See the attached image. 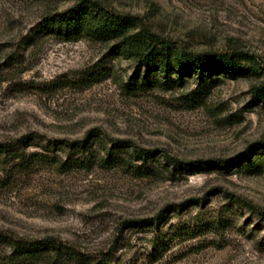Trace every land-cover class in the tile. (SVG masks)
Wrapping results in <instances>:
<instances>
[{
  "label": "rangeland",
  "instance_id": "rangeland-1",
  "mask_svg": "<svg viewBox=\"0 0 264 264\" xmlns=\"http://www.w3.org/2000/svg\"><path fill=\"white\" fill-rule=\"evenodd\" d=\"M95 1L177 50L236 52L247 69L179 77L116 40L42 26L77 0H0V141L94 130L96 152L116 139L156 152L126 155L132 166L0 163V231L56 237L95 258L111 251L109 264H264V220L243 204L264 210V0ZM167 155L205 163L185 169ZM158 233L166 249L154 261ZM9 250L0 241V261Z\"/></svg>",
  "mask_w": 264,
  "mask_h": 264
},
{
  "label": "trees",
  "instance_id": "trees-1",
  "mask_svg": "<svg viewBox=\"0 0 264 264\" xmlns=\"http://www.w3.org/2000/svg\"><path fill=\"white\" fill-rule=\"evenodd\" d=\"M43 27H52L59 32L72 33L75 36L91 35L99 40H116L119 49L129 56H133L142 65H150L157 62L163 71L176 70L179 77L192 72L203 74L205 70L217 68L222 71L235 73L245 72L247 66L242 63L241 55L236 52H191L177 50L172 44L155 31L144 25L137 28L138 18L129 14H123L110 10L95 0H77L71 7L47 13L42 22ZM263 86L256 87V91H262ZM99 133L91 130L85 138L73 141H54L36 143L31 134L24 135L18 140L20 145L11 142L0 141V163L11 162L9 170L13 167H40L44 164L56 163L64 167L70 161L79 165H88L89 162H99L111 166L120 164L132 166L128 163L131 155L136 158L149 160L156 158L154 149L143 148L131 141L124 139L110 140L111 145L101 143V149H94L93 145ZM100 142V141H99ZM258 148H264V138L257 142ZM39 146L42 150L29 151V146ZM61 150L67 159H62ZM101 151L105 154L101 155ZM78 154V157L71 158ZM173 163H178L183 168L195 167L204 164L203 161H181L167 155ZM73 159V160H72ZM232 159H220L216 164L227 165ZM11 171L7 176L11 175ZM147 171V170H146ZM139 172H144L139 170ZM250 210L264 220V210L251 201H243ZM152 220V219H150ZM0 241L10 247L9 253L0 264H66L68 260H75L81 264H109L111 251H106L101 257H93L89 253L81 251L75 245L56 237L24 238L12 234H4L0 231ZM154 248L149 253L152 260L160 258L164 246V238L156 234Z\"/></svg>",
  "mask_w": 264,
  "mask_h": 264
}]
</instances>
